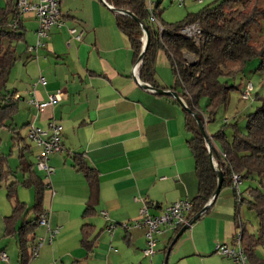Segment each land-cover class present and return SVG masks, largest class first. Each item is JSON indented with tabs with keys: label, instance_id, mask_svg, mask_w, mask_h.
Listing matches in <instances>:
<instances>
[{
	"label": "crops",
	"instance_id": "obj_1",
	"mask_svg": "<svg viewBox=\"0 0 264 264\" xmlns=\"http://www.w3.org/2000/svg\"><path fill=\"white\" fill-rule=\"evenodd\" d=\"M145 1L147 7L156 4ZM4 4L0 0V7ZM59 8L64 24L52 26L44 46L34 52L27 46L36 40L38 21L33 15L21 17L25 46L7 77L14 75L7 90L17 102V111L2 128L19 139L21 128L27 136L31 124L48 129L54 121L61 127L62 150L49 157L53 172L44 178L30 166L23 178L33 171L46 183L41 207L50 230H57L50 239L39 225L35 242L39 237L44 241L28 264H164L178 231L157 235L150 258L143 254L146 227L132 226L131 221L143 204L158 214L171 203L192 200L197 194L182 106L169 95L144 88L139 72L137 81L134 51L105 0H59ZM70 28L82 32L80 39L69 33ZM188 54L183 51L187 61ZM155 83L168 89L177 86L156 73ZM57 91L61 98L42 111L28 103L30 97L47 101ZM40 149L37 145L35 161ZM75 155L95 170L98 181L94 212L88 216L82 213L91 188L74 166ZM218 196L179 236L167 264H240L215 251L217 243L233 245L244 226L235 192ZM84 224L93 227L91 248L82 242Z\"/></svg>",
	"mask_w": 264,
	"mask_h": 264
},
{
	"label": "trees",
	"instance_id": "obj_2",
	"mask_svg": "<svg viewBox=\"0 0 264 264\" xmlns=\"http://www.w3.org/2000/svg\"><path fill=\"white\" fill-rule=\"evenodd\" d=\"M17 0H5L0 7V128L9 124L17 111V102L13 94L5 85L9 72L16 60L14 41L24 39L25 27L22 19L17 17ZM110 4L115 13L116 24L123 31L134 51L136 61L143 49L145 39L144 32L139 24L141 22L149 31V43L144 56L140 60L139 77L151 86L159 87L155 83V55L158 49H163L170 59L171 68L178 79L177 86L171 87L179 93L180 97L190 111L182 107L185 114V126L190 133L188 144L191 148L197 177L198 190L191 200L193 208L188 214V220L198 213L212 199L217 185V173L209 160V151L204 136L198 124L191 114L198 115L204 124V117L198 114V101L202 97L207 98L206 114L209 120L214 118L217 109L226 104L229 91L233 85L221 80L223 75L233 74L242 69V66L252 57L260 59L259 68H264V43L255 44L252 41L251 26L258 22L260 16L264 15V9L260 10L255 5L251 9L240 10L235 15H227L228 6L239 0L214 1L197 12H188L186 16L175 23L162 24L159 21L158 5L153 7V17L147 7L145 0H105ZM248 2L244 1L243 6ZM125 10L135 15L139 22L133 17L118 12ZM16 19L17 27L10 23ZM197 22L200 26V38L197 42L194 37H187L180 32L184 26ZM164 29L159 32L158 24ZM187 51L196 60L187 61L183 51ZM233 66V67H232ZM176 103H179L174 99ZM180 104V103H179ZM204 116V115H203ZM231 125V132H226L224 124L212 136V140L218 141L219 145L212 143L213 162L217 169L222 171V186L232 184V174L236 173L241 180L256 173L262 184L264 177V97L261 103L246 115V124L242 130L237 122ZM6 162L5 155L0 150L1 175L6 172L3 165ZM74 166L81 171L91 188V199L86 203L83 216L94 212L97 198L98 181L96 172L89 167L81 157L74 156ZM15 182L7 187V194L11 197L16 195ZM24 186L33 187L34 204L28 207L24 202L15 199L10 215L5 216V224L8 232L17 237L19 264H28L31 259L32 248L35 244L36 229L39 226L38 219L43 213L41 202L46 183L32 171L23 180ZM235 192V198L240 203L247 202L250 209L256 211L260 219L258 235L248 233L243 226L240 230V244L250 264H264V261L255 256L254 248L264 240V192L257 186L248 190V198H244L241 192ZM209 209L204 211L201 216ZM33 211L35 216L28 219L29 212ZM200 216V217H201ZM181 227V226H180ZM177 228L175 231H178ZM93 227L84 224L82 227V242L91 248L92 240L89 239Z\"/></svg>",
	"mask_w": 264,
	"mask_h": 264
},
{
	"label": "rangeland",
	"instance_id": "obj_3",
	"mask_svg": "<svg viewBox=\"0 0 264 264\" xmlns=\"http://www.w3.org/2000/svg\"><path fill=\"white\" fill-rule=\"evenodd\" d=\"M148 1L153 4L159 3V21L166 25L178 22L182 20L188 12H197L204 6L219 0H202V2H198L196 0H184L182 5L179 4V0ZM244 1L248 2L246 7L242 5ZM254 5L260 10H263L264 0H239L235 3H231L227 9V15H235L240 10L251 9ZM251 32L252 41L255 44L264 43V15L259 17L258 22L255 25L251 26ZM196 41L198 42L199 39H196ZM13 44L15 45L14 55L18 56L19 53H22L23 51L25 41H14ZM187 58L190 62L196 60L195 56L190 53L187 55ZM259 65L260 59L258 57H252L246 61L241 70L233 74L223 75L221 77V80L233 85L234 88L229 91L226 104L221 105L217 109L214 118L208 122L207 120H209V117L206 114L207 98L202 97L199 99L198 114L200 117H204L205 133L210 138L211 143L215 146H218L219 143L216 140H212L211 136L218 129L225 124L226 132L230 134V124L237 122L238 126L244 130L246 115L255 110V108L261 103V99L264 97V68L260 69ZM154 66L156 74H161V76L166 78V80L171 84L176 81V85L179 86L177 76L171 68L170 59L161 48L156 52ZM12 77L9 79L7 78L8 80L6 81L5 87L8 90H11V82L13 81ZM249 82L252 84V89L249 92V98L246 100L241 99V93L244 91ZM17 137L19 136L9 132L7 128H0V150L6 158V162L3 165V169L6 172L4 176L1 175L2 169L0 167V251H4L8 257L6 262L0 260V264H19L17 237L12 232L7 231L5 216L11 214L16 197L19 200L24 201L28 207H31L35 200L34 190L29 187H25L22 184V180L30 166L33 170L38 171L34 164L36 162L35 150L37 148V144L27 138L24 128H21L20 138L18 139ZM45 174L46 173L44 171H39V175L47 178ZM259 181L260 177L256 173H253L241 180V183L238 186L239 190H237L234 185L233 187L236 192H241L244 198H248V190L250 188L259 186L264 192V177H262V184H260ZM12 182H15L14 187L16 195L10 197L7 194V187ZM228 186L229 185H225L221 188L218 198H220L221 194L224 195L227 190H230L231 195L234 193L233 187ZM240 207V216L242 222L244 223V227L248 233H252L257 236L260 229V219L256 211L250 209L247 206L246 201H243ZM34 216V212L31 211L29 212L27 218L30 219ZM38 228L39 226L36 231L39 230ZM254 253L258 259L264 261V240L262 243L255 246Z\"/></svg>",
	"mask_w": 264,
	"mask_h": 264
},
{
	"label": "built area",
	"instance_id": "obj_4",
	"mask_svg": "<svg viewBox=\"0 0 264 264\" xmlns=\"http://www.w3.org/2000/svg\"><path fill=\"white\" fill-rule=\"evenodd\" d=\"M202 2V0H196ZM184 0H179V4L182 5ZM149 10L153 17V7L149 5ZM17 17L21 18L25 15H33L38 21V26L36 29V40L34 44L28 45L27 50L29 52H34L36 49L44 46L45 41L48 37V31L52 26L60 27L64 24L63 16L59 8V0H17L16 1ZM159 27V32H162L164 27L157 23ZM10 25L12 27H17V20L14 19ZM180 32L187 37H194L195 39L200 38V26L197 22L188 24L181 28ZM69 33L73 35L75 39H80L81 33L75 28H70ZM69 41L67 45H69ZM140 62H136L133 66V73L138 81V70ZM40 82H44L43 77H39ZM252 89V84L249 82L243 93L241 94V99H248L249 92ZM62 96L60 91L49 96L47 101H41L35 97H30L28 103L33 106L36 110L42 111L48 105H51L55 101L59 100ZM61 127L56 122H51L48 129H42L41 127L35 126L34 124L29 125L27 136L29 139L34 141L37 145L41 147L39 153L36 157L35 167L39 171H44L46 176L53 172V167L49 164V157L55 152L62 150L61 146ZM241 183V178L238 174H232V185L238 190V186ZM193 208V202L189 199L177 200L170 205L166 206L160 213L152 214L148 210V206L143 204L140 209V214L137 218L131 221L132 226H145V239L146 246L143 249V254L147 257H152L155 253V248L157 245L156 236L163 233L166 230H175L187 223L188 214ZM103 214H106L103 212ZM38 224L44 226L49 232V237L53 236L57 230H50L48 225L47 214L44 212L38 219ZM130 224H125L129 227ZM112 227V226H111ZM44 241V237H39L36 240L33 248L31 257L37 255V251L41 243ZM215 251L221 255L232 258L236 263L240 264H250L247 261L246 255L240 244V232L236 235L233 245H228L225 243H217L215 245ZM0 260L7 261L8 257L4 251H0Z\"/></svg>",
	"mask_w": 264,
	"mask_h": 264
},
{
	"label": "water",
	"instance_id": "obj_5",
	"mask_svg": "<svg viewBox=\"0 0 264 264\" xmlns=\"http://www.w3.org/2000/svg\"><path fill=\"white\" fill-rule=\"evenodd\" d=\"M111 10H114V8L111 6ZM118 12L120 13H123V14H127L131 17H133L136 21L139 22L138 18L133 15L131 12L129 11H125V10H117ZM141 28H142V31L144 32V35H145V42H144V46H143V49L138 57V60L137 62H140L141 58L144 56V53H145V50L147 48V45L149 43V31L147 29L146 26H144L141 22H139ZM134 75V73H133ZM135 76V75H134ZM136 78V76H135ZM144 88H147L155 93H159V94H165V95H169L171 97H173L174 99H176L180 105L185 108L186 110L190 111L189 108L187 107V105L184 103V101L182 100V98L180 97L179 93L175 90H172V89H168V88H161V87H154V86H151L150 84L148 83H142L141 84ZM191 114L193 115V117L195 118L197 124H198V127L200 128L203 136H204V139L206 141V144H207V147H208V151H209V160H210V163L212 165V167L215 169L216 173H217V185H216V188L214 190V193H213V196H212V199L210 200V202L208 204H206L198 213H196L195 215H193L188 221L187 223L183 224L180 229L178 230V232L176 233V235L174 236L173 240L171 241L170 245L168 246L167 248V251H166V256H165V259H164V264H167V259H168V254H169V251L171 250L173 244L176 242V240L179 238V236L181 234H183V232L194 222L196 221L200 216L201 214L206 211L207 209L210 208V206L213 204V202L215 201L216 197L218 196L220 190H221V186H222V181H223V174H222V171L217 169L214 162H213V153L211 151V146H212V143L210 141V138L208 137V135L205 133V129H204V124L201 122L200 118L198 117V115L194 112H191Z\"/></svg>",
	"mask_w": 264,
	"mask_h": 264
}]
</instances>
